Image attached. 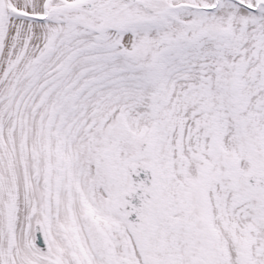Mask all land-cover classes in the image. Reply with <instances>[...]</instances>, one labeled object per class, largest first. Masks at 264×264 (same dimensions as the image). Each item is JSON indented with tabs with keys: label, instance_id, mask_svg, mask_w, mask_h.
Instances as JSON below:
<instances>
[{
	"label": "snow or ice",
	"instance_id": "snow-or-ice-1",
	"mask_svg": "<svg viewBox=\"0 0 264 264\" xmlns=\"http://www.w3.org/2000/svg\"><path fill=\"white\" fill-rule=\"evenodd\" d=\"M0 264H264V0H0Z\"/></svg>",
	"mask_w": 264,
	"mask_h": 264
}]
</instances>
